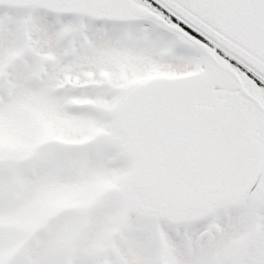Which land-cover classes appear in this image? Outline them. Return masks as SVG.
Segmentation results:
<instances>
[{"label":"snow or ice","instance_id":"snow-or-ice-1","mask_svg":"<svg viewBox=\"0 0 264 264\" xmlns=\"http://www.w3.org/2000/svg\"><path fill=\"white\" fill-rule=\"evenodd\" d=\"M0 264H264V0H0Z\"/></svg>","mask_w":264,"mask_h":264}]
</instances>
